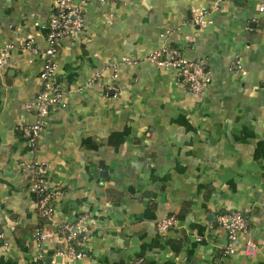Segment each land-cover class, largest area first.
Returning <instances> with one entry per match:
<instances>
[{
	"label": "crops",
	"instance_id": "obj_1",
	"mask_svg": "<svg viewBox=\"0 0 264 264\" xmlns=\"http://www.w3.org/2000/svg\"><path fill=\"white\" fill-rule=\"evenodd\" d=\"M75 3L86 29L61 43L55 75L66 106L33 153L23 129L36 122L27 106L42 91L53 0H0V52L12 46L0 70V264H54L63 226L81 216L92 224L76 264H264V0ZM198 9L212 25L192 22ZM166 47L205 63L203 93L146 61ZM35 161L62 192L48 220L25 171ZM234 211L249 231L228 255L216 216ZM171 216L180 225L160 232Z\"/></svg>",
	"mask_w": 264,
	"mask_h": 264
},
{
	"label": "built area",
	"instance_id": "obj_2",
	"mask_svg": "<svg viewBox=\"0 0 264 264\" xmlns=\"http://www.w3.org/2000/svg\"><path fill=\"white\" fill-rule=\"evenodd\" d=\"M259 10L264 14V5ZM211 15L212 12L207 9H198L192 22L200 27L212 25ZM46 28L47 47L41 54L43 64L39 77L42 82V91L36 101L27 106L28 110L35 112L36 122L23 129L28 147L33 153L38 150L52 109L58 106H66L68 93L61 83L55 81L57 57L64 40L75 39L85 31L86 23L83 9L75 3V0H53L52 14ZM26 48L30 49V46L28 45ZM11 51L12 46H8L0 52V70L4 69L10 59ZM146 61L155 64L158 68L176 71L179 82L194 94L203 93L211 81L205 63L203 61H188L178 48L166 47L157 50L151 53ZM49 169L48 164L39 161L32 162L25 167L29 178V189L38 196L35 211L41 220L52 218L54 214L53 202L62 195L60 190L50 187ZM88 219L87 216H81L75 223L63 226L66 234L64 238L66 247L53 257L54 264H56V257L62 259L61 264H76L78 260L83 258L84 255L77 248L76 243L81 236L85 238V234L89 232V226L92 222L89 224ZM216 222L228 235L226 254L233 255L236 252L239 237L249 231V222L246 216L239 211L219 213L216 216ZM179 225L180 221L175 216H171L158 223V230L165 233ZM35 238L40 246L47 235L40 228L37 230ZM246 253L254 254V246L251 243H247ZM39 258L41 259L42 256Z\"/></svg>",
	"mask_w": 264,
	"mask_h": 264
},
{
	"label": "water",
	"instance_id": "obj_3",
	"mask_svg": "<svg viewBox=\"0 0 264 264\" xmlns=\"http://www.w3.org/2000/svg\"><path fill=\"white\" fill-rule=\"evenodd\" d=\"M61 260V259H60Z\"/></svg>",
	"mask_w": 264,
	"mask_h": 264
}]
</instances>
